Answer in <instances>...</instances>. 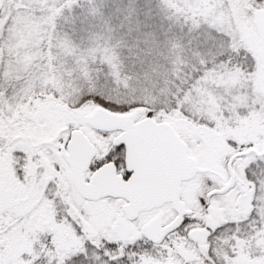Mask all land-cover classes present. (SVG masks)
<instances>
[{
	"label": "snow or ice",
	"instance_id": "snow-or-ice-1",
	"mask_svg": "<svg viewBox=\"0 0 264 264\" xmlns=\"http://www.w3.org/2000/svg\"><path fill=\"white\" fill-rule=\"evenodd\" d=\"M0 264H264V0H0Z\"/></svg>",
	"mask_w": 264,
	"mask_h": 264
}]
</instances>
